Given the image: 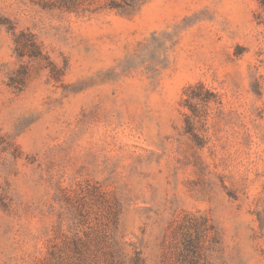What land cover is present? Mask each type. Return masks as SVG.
Returning a JSON list of instances; mask_svg holds the SVG:
<instances>
[{"label":"rangeland","instance_id":"rangeland-1","mask_svg":"<svg viewBox=\"0 0 264 264\" xmlns=\"http://www.w3.org/2000/svg\"><path fill=\"white\" fill-rule=\"evenodd\" d=\"M0 264H264V0H0Z\"/></svg>","mask_w":264,"mask_h":264}]
</instances>
